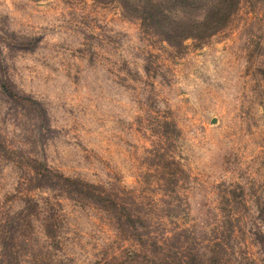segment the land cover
Segmentation results:
<instances>
[{
	"label": "rangeland",
	"instance_id": "obj_1",
	"mask_svg": "<svg viewBox=\"0 0 264 264\" xmlns=\"http://www.w3.org/2000/svg\"><path fill=\"white\" fill-rule=\"evenodd\" d=\"M128 1L0 0V264H264V0Z\"/></svg>",
	"mask_w": 264,
	"mask_h": 264
},
{
	"label": "trees",
	"instance_id": "obj_2",
	"mask_svg": "<svg viewBox=\"0 0 264 264\" xmlns=\"http://www.w3.org/2000/svg\"><path fill=\"white\" fill-rule=\"evenodd\" d=\"M124 2V0H123ZM134 8L144 9L165 40L174 43L198 38L217 32L227 22L238 6V0H140ZM126 6L132 2L126 0ZM127 4V5H126ZM195 12L201 15H195ZM66 182L74 183L69 179ZM76 189L83 195L103 200L104 194L97 193L94 186L79 184Z\"/></svg>",
	"mask_w": 264,
	"mask_h": 264
}]
</instances>
